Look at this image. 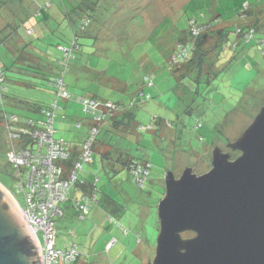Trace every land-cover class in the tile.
I'll return each instance as SVG.
<instances>
[{"label": "rangeland", "instance_id": "1", "mask_svg": "<svg viewBox=\"0 0 264 264\" xmlns=\"http://www.w3.org/2000/svg\"><path fill=\"white\" fill-rule=\"evenodd\" d=\"M60 1L52 0L56 5ZM188 1L98 0L94 14L102 20L99 21V38L104 43L101 64L106 72L101 74L103 79L87 80L84 76H76L72 69L65 74L64 82L72 96L94 93L103 100L124 101L127 106L133 98H137V92L141 91L144 95V102L137 103L133 108L136 134H129L133 131L132 127L117 131L121 138L129 134L123 142L119 141L121 150H128L130 156L139 159V162L147 160L150 164L143 186L138 187L131 181L127 169L121 167L116 172L109 169L113 166L112 162L119 158L110 148L112 158L109 159L112 162L109 166L103 155L106 148H103L101 139L105 130L101 127L91 158L82 162L79 179L70 188L64 202L63 218L56 219V247L65 250L76 244L81 261L85 259L86 264L150 263L159 230L157 204L164 194L166 171L172 170L176 177L186 166H191L197 174L207 171L211 165L213 145H218L232 157L236 155L237 151L227 147L228 142L244 130L264 104V46L254 44L255 40L244 43L239 36L229 33L227 43L238 42L233 51L239 55L237 59H231V55L227 56L231 47L225 48L211 77L204 74L197 81L182 77L192 74V69L183 63L177 69L175 67L180 63L173 65L174 73L169 70L168 61L177 51V34L179 30H186L190 23L201 25L213 15H221L225 20L213 24L211 29L214 30L223 25H245L253 19L245 15L239 17L237 13L242 8V1L249 3L255 0ZM261 3L260 8L264 11V1ZM30 19L34 23L38 21L36 17ZM3 23L4 17L0 14V27ZM69 35V27L60 23L56 31L44 35L41 40L46 43L51 57L60 58L61 52L55 44L60 40L67 45ZM213 35L209 36L205 49L215 40ZM37 36L39 34L35 32L29 38L34 40ZM12 48L10 45L11 50L15 49ZM91 50L85 44L79 51L84 61L91 62L90 66L98 59L96 49ZM2 51L0 48V55ZM22 56V59L31 58L24 52ZM7 75L4 85L12 84L13 80L20 82L15 79L19 76H14L11 71ZM21 83L14 84L15 92L21 99L47 104L56 97L48 87L26 88ZM70 101L74 104L72 110L69 109L71 115L81 118L83 125L79 128L74 121H68L69 126L64 128L65 124L61 125L56 119L58 131L55 136H63L72 149H79L87 115L80 104ZM8 103L14 105L17 102ZM59 103L63 101L59 99ZM118 113L115 107L111 116L116 117ZM27 114H30L27 110L23 112L24 116ZM197 120L201 123L199 127L195 126ZM8 149L9 142L0 118V183L16 196L22 206V195L16 187L17 170L6 160ZM80 179L85 184L94 183L96 186V201L84 219L71 204L84 192ZM189 235L191 233L187 231L182 233L183 237ZM107 241H113L110 248L105 247Z\"/></svg>", "mask_w": 264, "mask_h": 264}, {"label": "water", "instance_id": "2", "mask_svg": "<svg viewBox=\"0 0 264 264\" xmlns=\"http://www.w3.org/2000/svg\"><path fill=\"white\" fill-rule=\"evenodd\" d=\"M227 147L239 154L231 159L213 145L201 174L166 171L148 264H264V104ZM0 264H42L34 231L1 183Z\"/></svg>", "mask_w": 264, "mask_h": 264}, {"label": "trees", "instance_id": "3", "mask_svg": "<svg viewBox=\"0 0 264 264\" xmlns=\"http://www.w3.org/2000/svg\"><path fill=\"white\" fill-rule=\"evenodd\" d=\"M97 1L98 0H74V1L71 0L73 5H70L69 7L68 6L65 7L62 5V3L65 4L66 0H61L59 2L60 4L57 5L54 4L52 0H43L38 4H36L34 0H0V14L4 15L3 17L5 19L4 25L0 27V48H2L3 50L0 55V71L2 72L4 78L3 82L1 83V85L4 86V90L1 91V95H0V118L2 121V126H4L3 124L4 114L8 115L9 113H14L19 118H26V117L42 118L43 109L46 106H48V104L51 101L47 104H43V103L31 102L19 98L15 92L14 84L20 83L21 81H22L21 84L26 86V88L27 87L40 88L43 86L45 88L48 87L51 89L52 92H54L56 96L54 99L56 100L58 99V103H59V99L63 101V103H59V108H57L55 111V118H54L55 134L57 132V128L55 127V122L57 117H58L57 120L60 123H64L68 120L70 121L73 120L76 126L77 123H80L77 127L80 128L83 125L81 118L78 117L73 118L72 116H69L66 112H63L62 104H65L70 100L80 104L77 98L83 99L86 97L93 98L94 100L100 102L109 101L115 105L117 110L120 109V111L122 112L120 115L116 117L111 116L110 114H103L102 121H100L98 124H95L97 133L91 145V149L98 140V134L100 133L101 127H104L105 133H104V138L101 139L102 145L109 143V146L111 148L112 147L114 148L113 150L116 152L117 158H119V159H115L112 162L109 159L110 157L112 158L110 154L111 152L103 153L105 159L108 161L109 166L111 165V162L113 164V166L110 167L108 166L109 169L115 172L117 171L118 168L121 167L127 169L131 181L135 183L138 187H141L147 180L148 173L146 174L145 180L141 184L137 183L136 181L132 180L133 175L131 174V164L132 162H135V164L138 163L143 165L147 164L148 165L147 170H148L150 166L149 162L147 160H141L139 162V159L130 156L128 150L122 151L120 148L116 147L117 146L116 140L117 141L121 140V137L117 135V131H119V129L123 128V130H126L127 128L132 127V122L134 120L133 108L137 103L144 102L142 101L144 95L141 93V91L137 92L136 93L137 98H133L131 103L126 106L124 103L118 100L112 101L106 99L104 101H101L103 99L94 93H91L89 95H87V93L77 94L72 96L67 89V85L64 82L65 74L69 69H72L73 72L78 77L84 76L85 78H87V80L98 79L99 81L103 79L101 77L102 76L101 74L103 72L104 73L106 72L104 66L101 64L102 61L101 51L104 50V43H103V39L100 40L99 38L100 35H98L99 29L101 28V26H99V21L102 20H100L101 17L100 18L98 16L96 17L94 14V10L98 5ZM263 1L264 0H255L253 2L249 1V3L246 2L247 4L246 8H243L244 1H242L241 4L242 8L237 13V15L239 17L240 16L243 17L244 15L246 17L247 16L253 17V19L248 20L249 22L245 25L243 23L237 26L223 25L222 27L220 26L212 30L211 28L213 24L216 23L219 24L222 20H225V18H222L221 15L216 14L213 15V18H210L211 20L209 19V21L202 23L201 25H193L190 23L189 27L186 30L185 29L179 30V33L177 34V38H176L177 51L185 46L186 54L184 58H178L177 61L172 62L171 58L175 55L173 54L168 61L169 70L173 72L174 69L173 67H175L177 64L180 63L178 67H175L176 69L180 68L181 63H183L185 64L186 67L192 69L191 70L192 74L190 75V73H188L189 75L182 76L181 74L177 73L179 76L189 77L191 81L200 80L204 74L207 75L208 77L213 76L215 69L218 67L217 64L220 62V58L223 55V52L225 51V48L231 47L229 49L230 53L227 56L231 55L230 56L231 59H237L235 55L236 51L233 50H236V45L239 43L234 41V42H230L231 45H229L228 44L229 42L227 43V39H229V33H234L236 36H239L244 43H249L255 40L254 44H259L264 46V44H262V40L264 39V11L263 8H260V4H262L261 2ZM188 2H191V0H189ZM100 6L98 7V9H100ZM60 13L63 15V17L66 20L65 25L69 27L70 37L66 40L68 41L67 45L62 44L60 40L57 39L58 41L56 42L55 46L61 52L62 56L60 58H53L51 57L50 54L47 53L46 43H44V41L41 40V37H43L46 34H50V32L56 31V29L61 23L60 20L57 19L53 24H50L52 25V27L49 26V21L52 19V17L55 16L58 17ZM5 16H8L9 19H7ZM35 17L38 18V21L42 23L41 28H43V30H45L44 28H47V32H43V33L41 32V34L34 39L35 42L40 41L38 43V47L34 45V48L32 47L33 51L27 53L25 48L27 45L30 44V42L23 38L22 39L23 43L21 45H17L15 43L14 38L17 36L22 37L21 34L19 33L20 28L25 30L26 28V26H24L25 22L28 21L30 18H35ZM260 22H262V24ZM248 31H249V36L247 37V39H245L244 34L247 33ZM210 35H213L215 40L212 41L211 45L207 46L209 48L206 47L205 49L204 45L207 42H209L207 40ZM96 43H99L98 47L96 46ZM85 44L89 46L92 50L96 49L97 51L98 59L96 64L94 63L92 66H90L91 62L84 61V57L83 56L81 57L79 53L81 46ZM10 45L13 47L12 49L14 48L15 49L11 50ZM179 45H181V47H179ZM62 48L68 50L67 57H64V52ZM92 50L91 52H93ZM39 51L45 53L42 54ZM23 52L29 54L31 58L29 60L27 59V57L22 59ZM246 55L247 54H245V56ZM65 58H66L65 61L66 65L63 62ZM80 58L81 61H79ZM8 71H11L12 74H15L14 76H19V78H15V79H18L20 82L13 80L12 84L4 85V82L7 81ZM146 75L147 74H145L144 76ZM59 76H62L65 88L69 93V96L67 98L58 97L56 93V88L53 85H51L53 79ZM9 89H11L12 91H9ZM146 97H148V95H146ZM9 101H16L17 103L13 105L12 103L9 104L8 103ZM81 108L82 111L87 115L86 121L84 123L86 125V129L84 130L85 131L84 137L82 139V143H83V141L90 135V130L91 127L94 126V122L92 116L89 115L87 112H85L82 106ZM26 110L30 114L24 116L23 112ZM107 119L110 120V122L108 123V127L106 128L105 126H103V124L107 121ZM158 122L160 123V120H158ZM200 125L201 123L197 120L195 126L199 127ZM55 137H61L65 141H67L63 136H55ZM71 153L72 156L71 157L69 156L70 158H68V160L65 161V164L67 166H70L73 162H75L78 154V149L70 148V154ZM81 182H82L81 188L84 192L80 195V197L83 195L89 196V201H90L89 210H90V207L96 201V196H95L96 186L94 185V183L85 184L84 180H82ZM80 197L74 199L73 202L80 199ZM73 202H72V207H73ZM63 214H64V210H63ZM63 214L61 216H63ZM86 214L83 215L84 216L83 218H81L80 213L79 216L81 219H84ZM56 219H55V228H56ZM56 235H57V229H56ZM73 245H75L76 248L78 249L76 244ZM55 246H56V237H55Z\"/></svg>", "mask_w": 264, "mask_h": 264}, {"label": "built area", "instance_id": "4", "mask_svg": "<svg viewBox=\"0 0 264 264\" xmlns=\"http://www.w3.org/2000/svg\"><path fill=\"white\" fill-rule=\"evenodd\" d=\"M247 4H243L246 8ZM249 31L244 34L245 39ZM264 44V39L262 40ZM181 47V45H179ZM64 57L68 50L62 48ZM186 47H182L171 58L172 62L184 58ZM66 58L63 60L64 64ZM3 74L0 71V95L4 90ZM56 88L57 96L67 98L69 93L65 88L62 76L55 77L51 82ZM83 110L92 116L94 126L90 135L78 149L77 159L70 166L65 164L70 156V145L61 137H55L54 118L59 108L58 99L51 101L42 111V118H19L14 113L3 115V124L9 142L6 151V160L16 168V187L22 195L21 206L16 196L10 192L18 203L23 215L34 231L41 252L42 264H86L81 261V255L75 245L67 250L55 246L56 228L55 219L63 214L61 204L67 199L71 186L79 179L82 162L91 158V145L97 133L95 124L103 119V114H112L115 105L109 101L100 102L93 98H77ZM80 123H77V126ZM148 165L131 164V174L134 181L141 184L148 173ZM82 181V179H80ZM88 195H83L73 202V208L83 218L89 210ZM113 241L108 243L110 247Z\"/></svg>", "mask_w": 264, "mask_h": 264}, {"label": "crops", "instance_id": "5", "mask_svg": "<svg viewBox=\"0 0 264 264\" xmlns=\"http://www.w3.org/2000/svg\"><path fill=\"white\" fill-rule=\"evenodd\" d=\"M43 0H34V2L36 3V4H38V3H40V2H42ZM72 1H74V0H72ZM62 3V2H61ZM74 3V2H73ZM62 5L63 6H70V5H73L72 4V2H71V0H66V3L64 4V3H62ZM69 9V8H68ZM2 16H4V15H2ZM52 16V15H51ZM7 19H9V17L8 16H5ZM60 20V22H61V24H63V23H65L66 22V20H65V18L63 17V15L60 13L59 15H58V17H52V19L49 21V26L50 27H52V25H50V24H53L54 22H55V20ZM30 21H31V19H29L28 21H26L25 22V25L24 26H26V28H25V30L24 29H22V28H20V30H19V33L21 34V36L22 37H19V36H17V37H15L14 39H15V43L17 44V45H21L22 43H23V38L24 39H26V40H28L29 42H30V44L29 45H27L26 46V51H27V53H29V52H31V51H33L32 50V47L34 48V45L36 46L38 43H37V41L35 42L34 40H32V39H30L29 38V36H30V33H31V35H33V34H35V32H37V34H41V32L43 33V32H47V28H44L45 30H43V28H41L42 27V23L40 22V21H36L35 23L34 22H32L31 21V23H30ZM28 22L30 23V24H28ZM52 22V23H51ZM4 23H5V19H4ZM4 23H3V25H4ZM27 25H31V26H27ZM2 27V26H1ZM44 27H46V26H44ZM26 33V34H25ZM101 33H99L98 32V35H100ZM32 41V42H31ZM40 42V41H39ZM40 52V51H39ZM235 55H236V57L239 55H237V52H235ZM119 90H123V89H119ZM9 91H12L11 89H9ZM101 101H104V100H101ZM122 103H124V101L122 102ZM62 106H63V112H66L69 116L71 115V113H70V110H72V108H73V106H74V104H72L71 103V101H68L67 103H65V104H62ZM70 109V110H69ZM118 112L120 111V109H118L117 110ZM121 112L122 111H120L118 114H117V116L118 115H120L121 114ZM116 115V114H115ZM73 118H74V116L73 115H71ZM58 118V117H57ZM56 118V119H57ZM68 121H70V120H68ZM68 121H66V122H68ZM73 121V120H72ZM72 121H70V122H72ZM57 122H59L58 120H57ZM66 122H64V123H60L61 125L62 124H65L64 125V128L66 127V126H69V124L70 123H66ZM110 122V120H108L107 119V121L103 124V126H105L106 128L108 127V123ZM67 124V125H66ZM134 125H137V122H136V120H135V116H134V120H133V122H132V128H133V131H131L129 134H131V135H135L136 133H135V127H134ZM58 131V130H57ZM128 134V135H129ZM127 135V136H128ZM126 136V137H127ZM7 137V136H6ZM83 137H84V133H83V135H82V137L80 136V141H81V139H83ZM126 137H124V138H121V140H120V142H123V140H125V138ZM69 143V145H70V142H68ZM118 143H119V141H117L116 142V147H118V148H120V149H122V147L120 146V145H118ZM76 144H78V143H76ZM79 145V144H78ZM70 147H71V145H70ZM73 147H75V146H73ZM106 148V149H103V153H105V152H112L111 151V147L109 146V143H106L105 145H103V148ZM112 149H114L113 147H112ZM116 166V165H115ZM75 198H77V197H75ZM74 198V199H75ZM73 199V200H74ZM73 202V201H72ZM72 204V203H71ZM63 206H64V203H63V205H61V207L63 208ZM64 210V209H63ZM61 218H63L62 216H61ZM138 240V239H137ZM108 246V241H107V243L105 244V247H107ZM110 248V247H109ZM108 248V249H109Z\"/></svg>", "mask_w": 264, "mask_h": 264}, {"label": "flooded vegetation", "instance_id": "6", "mask_svg": "<svg viewBox=\"0 0 264 264\" xmlns=\"http://www.w3.org/2000/svg\"><path fill=\"white\" fill-rule=\"evenodd\" d=\"M227 152V151H226ZM239 154V152L237 151V154L236 155H234L233 157L232 156H230V158L231 159H234L237 155ZM210 161H211V159H210ZM210 167H211V165H210ZM187 232H189V233H191V235H189V236H192L194 233L193 232H191V231H187Z\"/></svg>", "mask_w": 264, "mask_h": 264}]
</instances>
